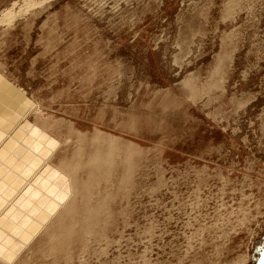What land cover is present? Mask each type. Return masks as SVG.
<instances>
[{
    "label": "rangeland",
    "instance_id": "obj_1",
    "mask_svg": "<svg viewBox=\"0 0 264 264\" xmlns=\"http://www.w3.org/2000/svg\"><path fill=\"white\" fill-rule=\"evenodd\" d=\"M26 2L0 0V264H264V0Z\"/></svg>",
    "mask_w": 264,
    "mask_h": 264
},
{
    "label": "bare ground",
    "instance_id": "obj_2",
    "mask_svg": "<svg viewBox=\"0 0 264 264\" xmlns=\"http://www.w3.org/2000/svg\"><path fill=\"white\" fill-rule=\"evenodd\" d=\"M28 1H30V0H27V2H26V5H27V7L30 5H35V4H32L31 2H32V0H31V2H28ZM43 2H44V0H42ZM34 3H36L35 1H33ZM42 2V3H43ZM25 3V2H24ZM23 3V4H24ZM37 3H39V1L37 2ZM26 5H25V7H26ZM38 5V4H37ZM41 5V4H40ZM43 5V4H42ZM22 6V5H21ZM24 6V5H23ZM29 6V7H30ZM25 7L23 8V10L22 11H24V9H25ZM26 7V8H27ZM35 7H37V6H34V8ZM32 9H33V7H32ZM29 10H30V8H29ZM11 11L13 12V10L11 9ZM21 11V12H22ZM9 13L8 15H7V12H6V15L4 16V17H7V18H4V19H7V21L8 22H10V24L12 23V21H14V18H16L15 17V13ZM17 13H21V12H18V11H16ZM23 13V12H22ZM23 15H24V13H23ZM22 15V16H23ZM17 16V18H18V14L16 15ZM6 21V20H5ZM4 21V22H5ZM2 22V21H1ZM6 24V23H5ZM9 24V23H8ZM7 25V24H6ZM14 90H7V89H4V88H2V89H0V102L2 101V100H8V101H12L13 100V98L15 97L14 96V92H13ZM16 93H17V91H16ZM16 95H19V94H16ZM10 99V100H9ZM14 100H15V98H14ZM10 101V102H11ZM2 103V102H1ZM2 105V104H1ZM84 140V139H83ZM101 141H102V139H100ZM105 141H107L106 139L104 140V142L102 141V144H101V146L99 145L98 147H94L93 148V150H90L89 152H88V155H89V157H90V164H89V162H88V164H89V166H90V168L91 169H94V168H98V167H102V165L103 164H105V165H107V164H109L108 163V161L109 160H111V158H112V153L114 152V151H116V147L114 146V144L113 143H115L114 141H112L111 140V142H108L107 141V143H110V144H108L107 145V143H105ZM82 142V141H81ZM97 145H98V143H97ZM117 147H119V146H117ZM85 148V147H84ZM81 151H82V149H81ZM86 152V151H85ZM84 152V153H85ZM76 154H78V153H76ZM80 154V153H79ZM74 156V155H73ZM79 158V157H78ZM89 159V158H88ZM114 159V158H113ZM112 161V160H111ZM71 162V161H70ZM73 162L74 161H72V164H73ZM70 165L71 167H69V165L67 166V165H65V166H67V167H69V170L70 171H72L73 172V170H75V169H77L76 167V164L77 163H74V165ZM112 163H110V165H111ZM62 167V166H61ZM65 168V169H67L68 170V168ZM74 168V169H73ZM64 171V170H63ZM72 172H69L70 174H73ZM75 172V171H74ZM90 172V173H89ZM95 172V169L94 170H91V171H88V173H89V176H90V178H91V176L93 177V174L94 175H96V176H98L97 174H95L94 173ZM72 176V175H71ZM72 178V177H71ZM75 178V177H74ZM60 179V178H59ZM68 180V179H67ZM74 180V179H73ZM76 180V179H75ZM88 180V179H87ZM92 180V179H91ZM62 181V180H61ZM68 182V181H67ZM91 182V181H90ZM75 183H77L76 181H71V182H69V184H67L66 186L68 187V186H70V187H66L65 188V195H64V193H63V195L61 196V194H62V192H61V194H60V196L59 197H61L60 199H57V200H62V201H64L63 202V204H61L62 205V209L58 212L57 210H56V213L57 214H55V216H56V218H57V220L59 221L61 218H63L65 215H66V213H71V212H69V210L71 209V205L70 204H68V203H65V201L67 202L68 201V199L70 198L71 199V197H69V196H66V194L68 195V194H72V191H73V189H74V187H75ZM82 183H84V182H82ZM88 182H86V184H87ZM79 183H77V185H78ZM85 184V183H84ZM83 184V185H84ZM88 184H90L91 185V183H88ZM87 184V185H88ZM80 185V184H79ZM78 185V187H77V189L75 188L74 190L78 193L79 192V190H78V188H80V186H82V185H80L79 186ZM72 186V187H71ZM89 186V185H88ZM84 187V186H83ZM86 187V186H85ZM87 188V187H86ZM83 190H84V188H82ZM86 190V189H85ZM80 191H81V189H80ZM56 194V193H55ZM59 203H61V202H59ZM58 206L60 205V204H57ZM60 207V206H59ZM61 208V207H60ZM59 208V209H60ZM54 213L55 212H53V215H54ZM89 213H91V212H89ZM88 213V214H89ZM93 213V212H92ZM90 215V214H89ZM66 220V219H65ZM61 221V220H60ZM60 224H61V222H59Z\"/></svg>",
    "mask_w": 264,
    "mask_h": 264
},
{
    "label": "crops",
    "instance_id": "obj_3",
    "mask_svg": "<svg viewBox=\"0 0 264 264\" xmlns=\"http://www.w3.org/2000/svg\"><path fill=\"white\" fill-rule=\"evenodd\" d=\"M8 151L15 153L19 159L24 161L23 152H19L18 149H16V151L9 149ZM5 189H6V187H5Z\"/></svg>",
    "mask_w": 264,
    "mask_h": 264
}]
</instances>
